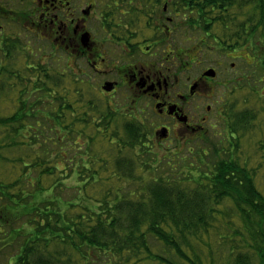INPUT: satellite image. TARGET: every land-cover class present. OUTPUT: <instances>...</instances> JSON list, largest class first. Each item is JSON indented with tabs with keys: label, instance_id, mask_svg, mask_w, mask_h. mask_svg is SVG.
<instances>
[{
	"label": "trees",
	"instance_id": "16d2710c",
	"mask_svg": "<svg viewBox=\"0 0 264 264\" xmlns=\"http://www.w3.org/2000/svg\"><path fill=\"white\" fill-rule=\"evenodd\" d=\"M250 1V27L262 29L261 40L264 0ZM262 43L255 54L264 70ZM27 61L15 57L14 70L1 72L18 82L0 87L9 103L17 100L13 112L0 115V149L23 152L17 159L0 152V256L12 248L8 264H264V194L254 183L256 167L235 156L240 141L250 139L246 133L264 131L256 122L259 115L264 122V104L254 108L246 99L226 120L235 132L225 140L230 152L217 145L192 151L168 179L147 163L146 140L136 135L143 124L125 120L118 133L121 126L109 120L115 113L94 105L90 88L67 87L57 72ZM58 149L59 156L73 151L61 168L52 163ZM166 155L173 164L175 157L157 152L154 164ZM68 173L79 179L72 200L62 195ZM120 178L136 185L117 189Z\"/></svg>",
	"mask_w": 264,
	"mask_h": 264
},
{
	"label": "flooded vegetation",
	"instance_id": "af4514ba",
	"mask_svg": "<svg viewBox=\"0 0 264 264\" xmlns=\"http://www.w3.org/2000/svg\"><path fill=\"white\" fill-rule=\"evenodd\" d=\"M240 1L0 0V87L15 86L1 72L27 57L67 87L90 88L94 105L115 113L111 125L148 119L151 129L136 130L146 146L166 142L174 156L209 150L214 134L232 140L226 120L246 101L237 96L246 76L228 58L247 51L249 64L258 60L254 4Z\"/></svg>",
	"mask_w": 264,
	"mask_h": 264
},
{
	"label": "rangeland",
	"instance_id": "374dc122",
	"mask_svg": "<svg viewBox=\"0 0 264 264\" xmlns=\"http://www.w3.org/2000/svg\"><path fill=\"white\" fill-rule=\"evenodd\" d=\"M261 30L262 29H259L258 31H256L254 33V42L253 43H255V45L257 46L256 47L257 50L259 48H261V44H263L262 42H264V38L261 39L262 41L259 40V37L261 35ZM213 32H216L215 29L213 30ZM234 40H235V38L232 40H229L228 42L232 43V42H234ZM208 43L210 45L211 44L214 45L212 40H209ZM33 44H35L34 41H33ZM248 54L249 53L247 51H243V53H241V55H245L246 59L228 58V60L229 61H235L236 62V71L239 72L240 74H242V76H246L248 78V80H246L247 82L244 80H241V83H240L241 86L239 87L237 96H239V98L241 97L242 99H244V98L247 100L249 99V103L251 105L254 104V108H257L258 105L264 104V70H263V64H262L261 60L260 61L256 60L255 62L249 64L250 61H254V60H252L250 57H248L249 56ZM203 55H204V60L210 59V57L213 56V53L210 52V47H208V46L206 47V51ZM204 60L200 64L199 68L204 65L203 64ZM242 82H243V84H242ZM84 91L86 93L88 91V88H85ZM250 93H252V94L250 95ZM91 96H93V94ZM87 97H88V94H87ZM89 97H90V95H89ZM256 100L259 101V103H257ZM16 102H17V100L15 99L14 104L9 103L7 95L4 94V92H0V115L6 116V115L10 114L11 112H13L16 109L15 108ZM125 120L119 121V122L122 125H124ZM136 121H138V120H136ZM148 122H149L148 119H146L145 120V128L151 129V126ZM256 122H259V124L261 123L264 125V122L262 120V116H260V115L258 116ZM117 125L121 126L120 124H117ZM218 126L223 128V126L220 125V123L218 124ZM255 129H257V130H255V132L253 134H251V133L245 134L246 137H250V139L244 138L240 141V149H239V151L235 152V156H236V158H239L240 164L241 163L243 164L244 162L245 163L249 162V164H246L248 166V168L256 167L254 183L257 186V188L264 194V147L261 146L262 144H264V131H262V129H259V128H255ZM258 130H260V132ZM251 136H254V137H251ZM218 138L220 140L221 137L219 135L214 134L212 137V141L215 142V144L217 146H220V148L223 147L225 150L230 152L228 150L229 149L228 143H226L225 141L217 142ZM109 143H111V142L109 141ZM96 145H97V142L94 141L92 143V150H95L94 148H96ZM165 146H167L166 142H163L162 146L158 145V147H156L155 149L153 147L144 146V151H149V158L146 159L148 165H155V166L159 167V172H157L155 175H163L165 177H168V179H172L175 177V175H173V173H176L178 175V173L180 172V166L182 164H188L189 152L179 153L175 156L173 154L169 153V155L175 157L174 158L175 161H173V164H172V162L171 163L168 162L169 160L167 158V155L159 163L156 164V162H155V164H154V161L156 160V159H154L156 156V152L159 153L160 156L161 155L164 156L165 154H168L166 152V150L164 149ZM127 149H128V147L127 148L124 147V149H123L124 153H122V154H126ZM153 150H155V152ZM0 152L3 153L4 155H8L9 157H11V159H14V158L17 159L18 157L21 156V154H23V152L20 151V148L16 147V146L12 147L11 151H7L6 148H1ZM237 152H238V154H237ZM72 154H73V151L70 149V151L67 155L62 154L61 156H59V149H58V154H56L57 156L55 157V159L53 160L52 163L59 164V167L61 168L66 164L65 160L69 156H71ZM185 154H186V157L182 158L183 157L182 155H185ZM157 158H159V156ZM261 159H262V162L260 164L259 162L261 161ZM0 162H2V161H0ZM194 163H196V162H194ZM0 164H5V163H0ZM171 165H175V166H171ZM1 170H2V168H0V171ZM150 170H152V169L147 168V170L145 172V176L151 177L153 175V173ZM59 177H60V172H59ZM148 177H145V179ZM61 180L62 179H60V181ZM63 181L65 182L67 189L62 192V195L65 199H71L72 200L75 197V189L72 186H74V184L76 182H78L79 179H77L76 176H74V174L70 175L68 173L67 177L63 178ZM145 181H147V179ZM148 181L146 183H148ZM146 183L144 185H146ZM134 185H136V183L132 182L131 179L120 178V180L118 182H116L115 187L117 189H120L123 186L124 190L127 191L128 187H133ZM92 192H94L97 197H99L101 195L99 193V191H96L94 189L91 190V193ZM1 235H3V234H0V239H2ZM211 237H212L211 238L212 242L214 244L216 242L215 236L212 235ZM11 249L12 248H9V249L7 248L5 250L6 253H2L3 256H0V264H8L7 258H8V256H11V254L13 253V251Z\"/></svg>",
	"mask_w": 264,
	"mask_h": 264
}]
</instances>
